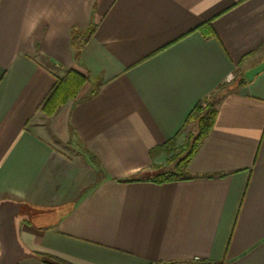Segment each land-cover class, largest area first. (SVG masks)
<instances>
[{
  "label": "crops",
  "instance_id": "crops-1",
  "mask_svg": "<svg viewBox=\"0 0 264 264\" xmlns=\"http://www.w3.org/2000/svg\"><path fill=\"white\" fill-rule=\"evenodd\" d=\"M262 61L264 0H0V264H264ZM205 99L190 176L147 180Z\"/></svg>",
  "mask_w": 264,
  "mask_h": 264
},
{
  "label": "trees",
  "instance_id": "trees-1",
  "mask_svg": "<svg viewBox=\"0 0 264 264\" xmlns=\"http://www.w3.org/2000/svg\"><path fill=\"white\" fill-rule=\"evenodd\" d=\"M197 29L203 31L204 33L212 32L210 23H204ZM94 31L95 25L84 32L75 31L72 34L73 47L77 51H80L84 43L88 40V38L93 34ZM88 81H90L89 75L82 74L73 69L69 70L64 77L57 80V83L53 87L45 104V111L51 113L57 106L66 103L69 99L76 98L81 87ZM244 83L245 79L243 77L239 81V84ZM216 116L217 107L215 101L209 99L199 101L191 110L185 121V125H188L190 123L196 124V132L189 135L190 141L185 143V145L183 144L177 146V137L179 135V133H177L174 137H172L165 143L153 147L149 151L150 156L154 157L160 153H165L167 155L166 163H171L172 166L168 170L158 171L151 178H147V180L161 184L188 178L190 176V173L188 171L189 162L211 131ZM179 149L181 154L180 156H177L176 152ZM155 166L158 167V165ZM135 180L137 179H129L127 181L129 182ZM49 258L52 259L55 264H70L57 257L49 256Z\"/></svg>",
  "mask_w": 264,
  "mask_h": 264
},
{
  "label": "water",
  "instance_id": "water-1",
  "mask_svg": "<svg viewBox=\"0 0 264 264\" xmlns=\"http://www.w3.org/2000/svg\"><path fill=\"white\" fill-rule=\"evenodd\" d=\"M262 71H264V61L245 71V78L247 80H252L257 74H259Z\"/></svg>",
  "mask_w": 264,
  "mask_h": 264
},
{
  "label": "rangeland",
  "instance_id": "rangeland-1",
  "mask_svg": "<svg viewBox=\"0 0 264 264\" xmlns=\"http://www.w3.org/2000/svg\"><path fill=\"white\" fill-rule=\"evenodd\" d=\"M197 125L195 124V128H194V131L193 132H190L189 133V135L190 134H193V133H195L196 132V130H197V127H196ZM189 135L185 138V139H183L182 140V143L180 144V145H185V143H187V142H189L190 141V137H189ZM177 156L179 155L180 156V149L179 150H177ZM171 166H172V164L170 163V164H168V163H166V158H165V162H164V164H163V167L160 169V171H165V170H168V169H170L171 168Z\"/></svg>",
  "mask_w": 264,
  "mask_h": 264
}]
</instances>
